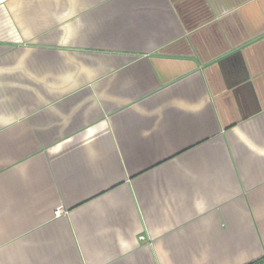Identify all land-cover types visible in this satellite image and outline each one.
Here are the masks:
<instances>
[{"label":"crops","instance_id":"0c3cea01","mask_svg":"<svg viewBox=\"0 0 264 264\" xmlns=\"http://www.w3.org/2000/svg\"><path fill=\"white\" fill-rule=\"evenodd\" d=\"M0 264H264V0H0Z\"/></svg>","mask_w":264,"mask_h":264}]
</instances>
